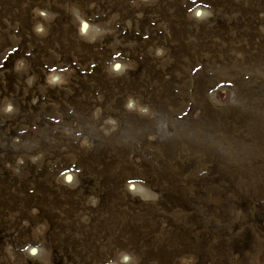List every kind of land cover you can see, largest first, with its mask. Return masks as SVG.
I'll use <instances>...</instances> for the list:
<instances>
[{
    "label": "rangeland",
    "instance_id": "374dc122",
    "mask_svg": "<svg viewBox=\"0 0 264 264\" xmlns=\"http://www.w3.org/2000/svg\"><path fill=\"white\" fill-rule=\"evenodd\" d=\"M0 264H264V0H0Z\"/></svg>",
    "mask_w": 264,
    "mask_h": 264
}]
</instances>
